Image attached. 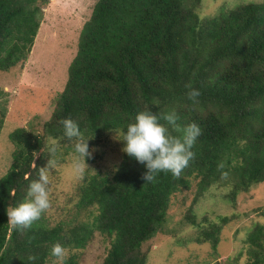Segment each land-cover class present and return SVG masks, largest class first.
I'll list each match as a JSON object with an SVG mask.
<instances>
[{
  "label": "trees",
  "instance_id": "1",
  "mask_svg": "<svg viewBox=\"0 0 264 264\" xmlns=\"http://www.w3.org/2000/svg\"><path fill=\"white\" fill-rule=\"evenodd\" d=\"M50 2L0 0V72L28 60ZM201 3L97 1L44 133L18 128L10 134L13 163L0 179V264H30V256L37 257L34 264H47L53 243L82 250L96 232L112 243L103 264H146L143 245L163 232L172 198L194 181L199 196L224 186L232 203L264 184V2L222 9L214 18L199 15ZM190 88L200 91L195 102ZM144 110H174L181 128L192 122L201 127L195 156L180 177L161 172L146 183L144 165L125 153L118 171L87 174L78 186L79 208L96 212L92 224L48 228L35 222L22 229L8 222L6 210L38 179L39 156L50 140L73 144L63 135V118L75 120L89 146H98ZM221 230L211 225L198 242L211 241L216 249ZM246 244V264H264V225L254 226Z\"/></svg>",
  "mask_w": 264,
  "mask_h": 264
},
{
  "label": "rangeland",
  "instance_id": "2",
  "mask_svg": "<svg viewBox=\"0 0 264 264\" xmlns=\"http://www.w3.org/2000/svg\"><path fill=\"white\" fill-rule=\"evenodd\" d=\"M98 0H51L43 10V21L32 53L23 64L0 72V179L13 163L15 146L10 134L18 128L44 133L60 94L64 91L69 67L79 50L82 31L90 20ZM264 0H202L197 9L202 18H214L222 9ZM120 134H110L98 146H89L92 156L86 166L78 161L73 144L57 142L39 156L41 168H48L51 207L38 223L54 228L76 222L92 224L95 211L79 208L78 186L87 174H112L122 163L124 142ZM84 167L77 171V164ZM197 181L172 198L163 232L146 242L142 249L146 264H246L247 240L255 225H264V184L238 196L236 203L227 199L228 191L218 185L199 196ZM228 218L225 224L222 218ZM195 223V224H194ZM222 227L219 243H199L198 238L211 225ZM111 239L96 232L82 250L68 249L66 264H103L111 248ZM47 264H53L52 258Z\"/></svg>",
  "mask_w": 264,
  "mask_h": 264
},
{
  "label": "clouds",
  "instance_id": "3",
  "mask_svg": "<svg viewBox=\"0 0 264 264\" xmlns=\"http://www.w3.org/2000/svg\"><path fill=\"white\" fill-rule=\"evenodd\" d=\"M187 95L195 102L200 96V91L190 88ZM162 120L166 121V124L162 123ZM178 120L179 116L174 110L160 115L151 110H144L137 112L132 122L120 129L122 139L118 140L124 142L122 151L144 165L146 171L142 178L146 183L155 182L161 172H170L173 176L180 177L182 171L194 158L195 153L192 149L197 138L202 134V129L196 122L181 128L177 124ZM60 123L63 126V135L73 141V149L78 161L82 160L87 167L86 158H90L93 154L89 150L90 139L84 136L79 124L71 117L63 118ZM168 125L180 131L182 135H172ZM56 148L57 141L52 138L49 152H55ZM83 170L84 167L78 162L77 171L82 173ZM116 170L118 171V168ZM48 171V168H41L38 179L30 182L25 199L6 210L8 222L13 227L31 228L51 207ZM50 257L53 264H66L68 249L57 241L50 248ZM28 260L30 264H34L37 257L30 256Z\"/></svg>",
  "mask_w": 264,
  "mask_h": 264
}]
</instances>
